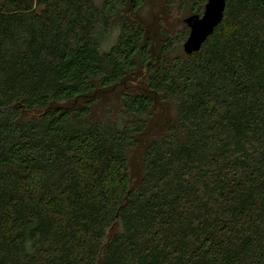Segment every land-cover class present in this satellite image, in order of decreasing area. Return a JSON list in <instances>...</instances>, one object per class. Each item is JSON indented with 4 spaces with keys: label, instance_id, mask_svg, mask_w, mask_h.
I'll return each instance as SVG.
<instances>
[{
    "label": "trees",
    "instance_id": "obj_1",
    "mask_svg": "<svg viewBox=\"0 0 264 264\" xmlns=\"http://www.w3.org/2000/svg\"><path fill=\"white\" fill-rule=\"evenodd\" d=\"M148 1L0 0V264H264V0Z\"/></svg>",
    "mask_w": 264,
    "mask_h": 264
},
{
    "label": "water",
    "instance_id": "obj_2",
    "mask_svg": "<svg viewBox=\"0 0 264 264\" xmlns=\"http://www.w3.org/2000/svg\"><path fill=\"white\" fill-rule=\"evenodd\" d=\"M225 0H207L201 15L184 19L189 32L182 43L183 52L190 54L200 49L205 40L223 20Z\"/></svg>",
    "mask_w": 264,
    "mask_h": 264
},
{
    "label": "rangeland",
    "instance_id": "obj_3",
    "mask_svg": "<svg viewBox=\"0 0 264 264\" xmlns=\"http://www.w3.org/2000/svg\"><path fill=\"white\" fill-rule=\"evenodd\" d=\"M164 0H153L148 1L142 9L143 17L150 18L153 16V14L158 13L161 15V17H165L168 19V27L170 30L174 32H178L182 30L181 28V21L184 20V18L187 15H184L180 8H177L176 6L172 7L169 14H166V7L164 6ZM171 5V2L169 3V6ZM174 5V2L172 3ZM169 15V16H168ZM117 30H113L112 33L106 38V40L103 42L102 47L108 48L110 44H112L116 38Z\"/></svg>",
    "mask_w": 264,
    "mask_h": 264
}]
</instances>
